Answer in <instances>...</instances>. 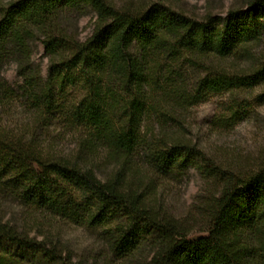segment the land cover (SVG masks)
<instances>
[{"label":"trees","instance_id":"16d2710c","mask_svg":"<svg viewBox=\"0 0 264 264\" xmlns=\"http://www.w3.org/2000/svg\"><path fill=\"white\" fill-rule=\"evenodd\" d=\"M263 43L264 0L202 18L168 0H0V264H264V157L235 172L183 132L217 94L231 96L219 122L240 119ZM188 168L202 190L177 216L161 179ZM60 222L100 229L104 247L74 259Z\"/></svg>","mask_w":264,"mask_h":264},{"label":"rangeland","instance_id":"374dc122","mask_svg":"<svg viewBox=\"0 0 264 264\" xmlns=\"http://www.w3.org/2000/svg\"><path fill=\"white\" fill-rule=\"evenodd\" d=\"M168 2L191 17L202 18L206 14L223 17L231 7L239 5L240 0H168ZM72 16L76 17L75 25L80 36L82 38L88 36L92 30L94 10L86 6L81 14ZM262 49L264 43L256 50ZM33 59L40 64L42 76L46 77L47 57L39 41L33 43ZM4 75L13 85L19 82L14 64L5 68ZM230 98L229 94H217L193 105L184 116L183 132L218 162L229 160L235 172L240 171V168L243 172L256 167L264 157V79L254 85L249 92L241 94L240 98L244 100L246 109L240 119L234 125H224V121L219 122L218 118L227 116L225 107ZM67 138H62V146H69ZM106 171V168H101L99 174L102 175ZM161 183L168 207L177 216L186 214L193 207L203 185L199 173L193 168L161 179ZM59 226L63 239L73 248L74 259L88 257L91 260L92 256L104 247L100 229L88 227L81 222H60ZM206 234V231L196 228L188 234V238L195 239Z\"/></svg>","mask_w":264,"mask_h":264}]
</instances>
